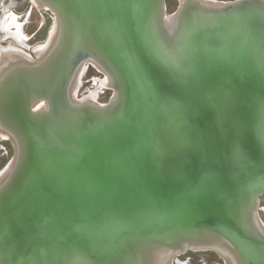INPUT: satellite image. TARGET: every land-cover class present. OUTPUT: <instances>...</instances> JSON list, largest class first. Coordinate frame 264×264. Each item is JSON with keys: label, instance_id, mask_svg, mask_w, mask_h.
<instances>
[{"label": "water", "instance_id": "95a60500", "mask_svg": "<svg viewBox=\"0 0 264 264\" xmlns=\"http://www.w3.org/2000/svg\"><path fill=\"white\" fill-rule=\"evenodd\" d=\"M30 2L43 43L0 45V264H264V0Z\"/></svg>", "mask_w": 264, "mask_h": 264}, {"label": "flooded vegetation", "instance_id": "af4514ba", "mask_svg": "<svg viewBox=\"0 0 264 264\" xmlns=\"http://www.w3.org/2000/svg\"><path fill=\"white\" fill-rule=\"evenodd\" d=\"M6 0H0V18L3 16V14L6 12H11L15 15L16 19L22 23V33L25 37L26 42V35L30 38V43L35 44L36 42L44 40V38L47 35V24L51 20L46 17V14L44 11H38L39 15L43 18L41 22L39 23L38 27L34 30H32L29 34L23 31L24 26L27 25L32 18V15L37 12V9L35 6L30 2V0H11L10 3L5 5ZM2 4H4L5 7H3V14L2 13ZM7 6V7H6ZM9 6V7H8ZM50 27V26H49ZM2 33H0L1 35ZM26 34V35H25ZM14 42L11 38H6L5 40L0 42L1 44H8V43ZM13 44V43H12ZM27 47L28 44H27ZM23 47V48H27ZM89 68H87L88 70ZM86 73H90L89 71H86ZM90 75V74H89ZM110 95V92H109ZM7 141H1V148H0V167H2L5 162L9 159L10 155V147L6 143ZM12 150V149H11ZM261 202L260 205L262 207V210L260 211V214L262 218H264V195L260 197ZM179 259H182V261H187L188 264H223L222 261L213 253L210 251H187L184 254L180 255L178 257Z\"/></svg>", "mask_w": 264, "mask_h": 264}, {"label": "built area", "instance_id": "2783aa9c", "mask_svg": "<svg viewBox=\"0 0 264 264\" xmlns=\"http://www.w3.org/2000/svg\"><path fill=\"white\" fill-rule=\"evenodd\" d=\"M10 1L11 0H6L5 1V5L10 3ZM3 6H4V4H2V13H1V15L3 14ZM41 11H44L45 14H46V17L52 21L53 16H52V14L49 11H47V10H41ZM29 38L30 37L26 35V42H27V44L29 46V47H27L26 50H28V51H31L33 47L40 45L44 41V40H42V41L36 42L35 44H32V43H30V39ZM86 71H87V69H86ZM102 81H103V77L99 73L88 75V77H86L82 81V85L84 84V87L82 89V94L87 95V94H90L91 92H95V99L100 101V102H105L106 99H108V97H109V91L101 86ZM176 260H177V262H179L181 264H188V262L185 261V260L182 261L179 258H177Z\"/></svg>", "mask_w": 264, "mask_h": 264}, {"label": "bare ground", "instance_id": "6f19581e", "mask_svg": "<svg viewBox=\"0 0 264 264\" xmlns=\"http://www.w3.org/2000/svg\"><path fill=\"white\" fill-rule=\"evenodd\" d=\"M0 33H2L0 35V42L5 40L6 38H11L14 41L5 44L6 46L21 49H25L23 47H27V44L24 43L25 37L22 33V23L16 19L14 14H12L11 12H6V10L3 16L0 18ZM36 47L38 46H35L32 49H36ZM90 95L95 97V92H91Z\"/></svg>", "mask_w": 264, "mask_h": 264}, {"label": "rangeland", "instance_id": "374dc122", "mask_svg": "<svg viewBox=\"0 0 264 264\" xmlns=\"http://www.w3.org/2000/svg\"><path fill=\"white\" fill-rule=\"evenodd\" d=\"M174 3H175V0H169L168 2H167V6H168V8L169 7H171V6H173L174 5ZM37 9V8H36ZM38 11H40L39 9H37V12H35L33 15H32V18H31V21L27 24V25H25L24 26V29H23V31H25L26 33H30L32 30H34V29H36L37 27H38V25H39V23L41 22V20H43V18L39 15V13H38ZM51 24V23H50ZM50 26V25H49ZM48 29H49V27H48ZM46 38V37H45ZM44 38V39H45ZM28 51V50H27ZM89 69L87 70V71H89L90 73H85V76L83 77V79H82V81L86 78V77H88V75L90 74V75H92V74H97L98 72H96L92 67H88ZM92 68V69H91ZM83 87H84V84L80 87V89H79V91H78V96H83L84 94H82V89H83ZM1 141H4V140H0V142ZM1 146H3V145H1V143H0V148H1ZM1 151V150H0ZM10 157H11V155H10ZM9 157V158H10ZM9 160V159H8ZM7 160V161H8ZM6 161V162H7ZM6 162H5V164H6ZM4 164V165H5ZM3 165V166H4ZM2 166V167H3ZM2 167H0V169L2 168ZM182 260V259H181Z\"/></svg>", "mask_w": 264, "mask_h": 264}, {"label": "trees", "instance_id": "16d2710c", "mask_svg": "<svg viewBox=\"0 0 264 264\" xmlns=\"http://www.w3.org/2000/svg\"><path fill=\"white\" fill-rule=\"evenodd\" d=\"M168 1H169V0H167V2H168ZM176 4H177V0H175V3H174L173 6H171V7L168 8V11H169V12L173 11V10L175 9V7H176ZM49 25H50V22L47 24V29H48ZM91 69H92V68H91ZM106 101H107V99H106ZM106 101H105V102H106ZM6 143H7L8 146L10 147L9 142L7 141ZM11 153H12V150H11V147H10V154H11ZM263 219H264V218H263Z\"/></svg>", "mask_w": 264, "mask_h": 264}]
</instances>
